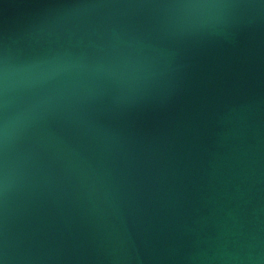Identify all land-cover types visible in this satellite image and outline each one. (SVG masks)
Here are the masks:
<instances>
[{"label": "water", "instance_id": "1", "mask_svg": "<svg viewBox=\"0 0 264 264\" xmlns=\"http://www.w3.org/2000/svg\"><path fill=\"white\" fill-rule=\"evenodd\" d=\"M0 264H264V0H0Z\"/></svg>", "mask_w": 264, "mask_h": 264}]
</instances>
